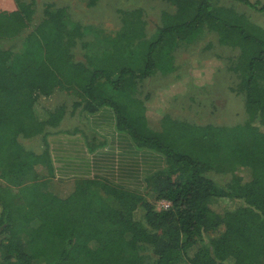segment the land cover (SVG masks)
<instances>
[{
    "label": "trees",
    "instance_id": "16d2710c",
    "mask_svg": "<svg viewBox=\"0 0 264 264\" xmlns=\"http://www.w3.org/2000/svg\"><path fill=\"white\" fill-rule=\"evenodd\" d=\"M163 1L157 27L142 8L120 9L119 30L101 31L89 51L93 40L66 7L0 0V264H264V27L221 0ZM232 1L264 12L262 0ZM210 34L235 52L231 89L244 121L152 119L146 80L173 72L175 52ZM58 90L75 96L72 113L113 108L118 129L163 153L167 168L144 192L100 178L61 191L46 137L70 131L60 128L67 104L36 106ZM33 137L41 150L26 146ZM163 199L171 206L159 207Z\"/></svg>",
    "mask_w": 264,
    "mask_h": 264
},
{
    "label": "rangeland",
    "instance_id": "374dc122",
    "mask_svg": "<svg viewBox=\"0 0 264 264\" xmlns=\"http://www.w3.org/2000/svg\"><path fill=\"white\" fill-rule=\"evenodd\" d=\"M37 2L39 8L46 5L53 8L66 7L67 20L70 23L81 24L87 34L86 39L93 40L89 51L97 50L103 42L101 31L115 33L119 30L120 9H144L149 29L157 27L164 10L170 9L168 3L163 0H99L95 6H88L87 0H37ZM220 4L235 6L238 12L253 17L254 21L264 27V12L252 10L232 0H221ZM210 40L216 42L215 35L210 34L198 45L176 51V69L173 72L169 74L159 72L146 80L143 94H149L146 104L152 119L170 113L175 117L187 118L202 124H233L244 121L246 114L243 98L231 89L237 84L238 79L229 69L228 57L235 52L230 47L220 46L217 42L214 48L203 49ZM74 99L75 96L58 90L48 97L40 98L36 106L44 113L61 103H66L67 114L60 128L71 130L86 123L85 113H80L79 110L71 112ZM25 144L35 150L43 148V142L38 137L25 141ZM153 151L157 158L165 161L162 169L167 168L165 155ZM213 175L221 184L230 178V175L223 173ZM75 181L69 182V191H72ZM222 202L217 201L215 204L220 205ZM226 202L231 204L234 201Z\"/></svg>",
    "mask_w": 264,
    "mask_h": 264
},
{
    "label": "crops",
    "instance_id": "0c3cea01",
    "mask_svg": "<svg viewBox=\"0 0 264 264\" xmlns=\"http://www.w3.org/2000/svg\"><path fill=\"white\" fill-rule=\"evenodd\" d=\"M85 117L86 123L46 137L59 189L69 191L70 181L100 178L130 190L145 191L147 178L163 170L165 161L118 129L113 108L103 106L96 112H85ZM1 211L0 204V214Z\"/></svg>",
    "mask_w": 264,
    "mask_h": 264
},
{
    "label": "built area",
    "instance_id": "2783aa9c",
    "mask_svg": "<svg viewBox=\"0 0 264 264\" xmlns=\"http://www.w3.org/2000/svg\"><path fill=\"white\" fill-rule=\"evenodd\" d=\"M158 206L167 208V207L171 206V202L166 200V199H163V200H160L158 202Z\"/></svg>",
    "mask_w": 264,
    "mask_h": 264
}]
</instances>
